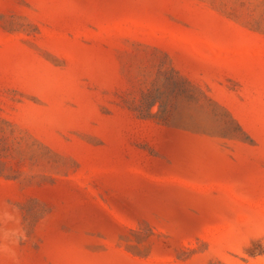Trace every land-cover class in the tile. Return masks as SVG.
Returning a JSON list of instances; mask_svg holds the SVG:
<instances>
[{
  "label": "rangeland",
  "instance_id": "374dc122",
  "mask_svg": "<svg viewBox=\"0 0 264 264\" xmlns=\"http://www.w3.org/2000/svg\"><path fill=\"white\" fill-rule=\"evenodd\" d=\"M0 264H264V0H0Z\"/></svg>",
  "mask_w": 264,
  "mask_h": 264
}]
</instances>
